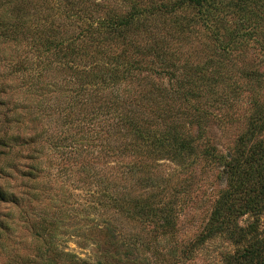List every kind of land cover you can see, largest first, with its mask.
Here are the masks:
<instances>
[{
  "label": "rangeland",
  "instance_id": "374dc122",
  "mask_svg": "<svg viewBox=\"0 0 264 264\" xmlns=\"http://www.w3.org/2000/svg\"><path fill=\"white\" fill-rule=\"evenodd\" d=\"M6 1L0 0V22L7 18L14 39L0 36V141L3 143H0V185L6 188V196L0 200V264H42L48 255L56 257L60 264H225V256L237 248L233 240L223 233L206 237L201 243L197 240L219 191L226 187L225 174L222 177L219 173L222 168L212 165L211 159L197 149L193 158L176 162L158 160L151 163V169L148 166V173L144 166L143 172L139 171L142 161L137 162L125 146L127 126L118 125V117L112 124L108 123L106 116L97 110L92 116L95 120L89 125L86 119L89 120L90 113L86 117L82 115L86 107L80 106L79 97L84 99L92 91L97 93L95 96L125 101V107H129L133 94L140 97L136 90L140 84H112L105 79L80 88V79L67 64L49 53L38 54L31 47L28 42L33 40L31 36L21 43L12 17L16 9H11ZM28 3L38 5L46 15L47 8L54 10L52 6L57 4L54 0ZM111 3L118 9L126 8L124 0ZM147 24L143 39L149 38L148 33L159 26V18H151ZM160 35L165 38L163 32ZM174 38L166 37L173 43ZM194 43L199 41L193 40L190 45L194 47ZM243 44L233 50V60L262 72L264 55L258 56V52L262 53L259 42L249 40ZM33 73L39 74L38 78ZM229 73L239 82V88L234 89L239 97H232V103L228 96L217 101L206 97L208 104L222 107L220 116L228 117L230 113L234 122L225 124L221 117L211 116L207 126H203L204 137L209 136L222 153H228L249 120L258 115L264 117V111L253 112L249 100L257 97L264 103V78L263 86L257 88L246 77ZM165 78L153 73L147 78L143 73V92L147 87L144 83L152 84L158 89L155 99L161 100L160 108L175 110L180 100L173 98V85ZM245 86L251 89L244 91ZM160 89H164L166 97L163 98ZM155 99L144 104L140 113L143 117L151 118L155 114L154 104L149 103ZM98 106L99 101L96 109ZM133 109L137 107L134 105ZM104 131L119 132L116 133L119 136L110 134L105 138ZM190 131L195 133L192 128ZM260 133L264 137V131ZM29 167L35 171L31 177L25 175ZM141 173L145 178L142 182L137 178ZM127 198L143 199L155 207L171 209V231L164 232L166 228L160 231L148 222L142 224V217L127 218L113 206L126 202ZM254 217L247 213L238 223L249 225ZM49 222L55 228L50 231L53 232L50 242L36 234L42 232L39 227L33 232L31 226ZM256 223L258 231L264 233V210Z\"/></svg>",
  "mask_w": 264,
  "mask_h": 264
},
{
  "label": "trees",
  "instance_id": "16d2710c",
  "mask_svg": "<svg viewBox=\"0 0 264 264\" xmlns=\"http://www.w3.org/2000/svg\"><path fill=\"white\" fill-rule=\"evenodd\" d=\"M28 1H6L11 9H16L12 17L21 43L31 36L33 40L28 41L31 47H35L38 54L49 53L55 60L67 64L72 74L80 79V88L105 79L112 84H140L136 88L140 97L133 94L130 97H134L133 103L130 101L129 107H125V101L95 96L97 93L91 91L84 99L79 97L83 103L80 101V106L86 109L83 113L81 109L77 112L81 111L85 117L90 113L89 120L86 119L89 125L95 120L92 119L95 110L106 116L111 124L120 118L118 125L123 124L128 129L125 146L137 162L142 161L141 172L144 166L148 173V166L151 169L154 161L176 162L193 158L197 149L205 158H210L212 165L222 168L219 173L222 177L225 174L226 187L219 191L197 240L201 243L206 237L223 233L237 245L233 253L225 256V264H264V233L256 226L257 218L264 210V137L260 133L264 131V117L258 115L249 120L228 153L220 152L203 132V126H207L211 116L221 117L225 124L234 122L230 113L228 117L220 116L222 107L218 109L213 107L214 103L208 104L209 97H206L211 96L212 101H217L228 96L231 103L232 97H239L234 90L239 88V82L229 72L246 77L257 88L263 86L264 70L260 72L251 66L238 65L232 55L235 48L248 44L249 40L259 42L262 53L258 52V56L264 55V0H124V9L112 5L113 0H54L57 2L52 6L54 10L46 5L49 6L47 15L37 4L33 6ZM151 18H159V26L153 28V33H148L149 38L143 39V30ZM11 28L7 18L2 20L0 36L13 41ZM162 32L165 38L160 35ZM170 36H176L174 43L166 39ZM193 40L199 41L194 47L190 45ZM143 73L147 78L151 73L158 78L167 76L173 85L171 95L180 100L179 105L174 104L175 110L160 108L161 100L155 99L158 89L152 84L144 83L147 87L143 92ZM38 75L33 73L32 76ZM245 87L244 91L251 89ZM159 91L163 98L166 97L164 89ZM151 98L155 99L149 102L154 104L155 114L151 118L143 117L140 113ZM249 100L253 112L262 114V99L253 97ZM134 105L137 109H133ZM65 123L68 124L66 120ZM190 128L195 133H191ZM104 133L105 138L110 134L119 136L116 134L119 132ZM63 139L67 146L66 137ZM29 169L25 173L27 177L35 172L32 167ZM137 178L142 182L144 177L141 173ZM5 189L0 185V200L6 196ZM142 200L127 198L126 202H117L113 206L127 218L142 217V224L148 222L160 231L163 228H166L164 232L171 231L172 210ZM247 213L257 216L251 224L242 226L238 219ZM31 226L33 232L39 227L42 232L36 234L51 241L53 232L50 231L55 230L53 222L46 225L32 223ZM46 257L42 264H60L56 257Z\"/></svg>",
  "mask_w": 264,
  "mask_h": 264
}]
</instances>
